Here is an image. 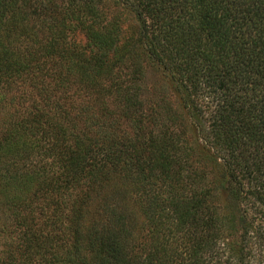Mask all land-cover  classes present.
<instances>
[{
  "label": "trees",
  "instance_id": "16d2710c",
  "mask_svg": "<svg viewBox=\"0 0 264 264\" xmlns=\"http://www.w3.org/2000/svg\"><path fill=\"white\" fill-rule=\"evenodd\" d=\"M148 71L188 143L114 139L140 123ZM13 80L0 203L20 264H248L251 240L264 264V0H0V85Z\"/></svg>",
  "mask_w": 264,
  "mask_h": 264
},
{
  "label": "rangeland",
  "instance_id": "374dc122",
  "mask_svg": "<svg viewBox=\"0 0 264 264\" xmlns=\"http://www.w3.org/2000/svg\"><path fill=\"white\" fill-rule=\"evenodd\" d=\"M127 24H131L130 20L127 21ZM77 41L83 42V38L81 35L76 34L75 36ZM133 38L131 34L129 36V40ZM139 85V96L138 99L142 102V119L140 123L138 121L133 122L129 129L124 128L119 134H114V139H134L141 134H145L147 132L152 133H162L165 131H173L175 137H179L188 143V137L192 135L190 134V129L188 125V120L184 117L183 113H180V109L176 103L177 97L171 92V90H166L163 85V81L160 78L159 73L155 72H144L142 76L141 82ZM163 88V96L165 99V104L160 100V96L157 94V89ZM18 102V93H17V85L15 81H11L8 84L0 85V139L7 128L8 122L12 119H7L8 114H11L15 111ZM175 110L179 115L181 114L183 125L178 124V120L173 119V114L168 110ZM13 116V115H12ZM16 121V118L12 119V122ZM12 122H9L11 125ZM192 143V140H189ZM183 143V144H187ZM1 155V154H0ZM1 157V156H0ZM207 185V172L205 175H202V186ZM130 196V197H129ZM38 204L29 203L27 211L30 212V215L26 212V210L20 212V216H24V223L26 227H30L31 231L33 230V226H35L38 222L37 220L40 217L35 213V206ZM127 207H134L132 205L131 193L127 195ZM34 209V211H33ZM47 209V208H46ZM46 209L42 210L45 213ZM132 210V209H131ZM133 215L135 217L136 222L140 220V218L135 213L133 209ZM27 218V219H26ZM259 221V220H258ZM33 225V226H32ZM21 229L19 227L18 220L14 217V214L9 212L8 209L3 207L0 203V259L7 251L10 255L13 264H20L22 256L25 254L23 251V245L20 244L19 236L21 234ZM19 238V239H18ZM247 248L252 251V255L254 258H250L248 264H256L257 263V255L260 253V248L257 247V244L254 243L253 240L248 242ZM25 256V255H24Z\"/></svg>",
  "mask_w": 264,
  "mask_h": 264
}]
</instances>
